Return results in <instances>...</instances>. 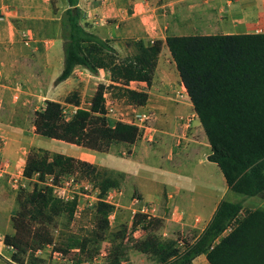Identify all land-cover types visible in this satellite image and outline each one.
I'll return each instance as SVG.
<instances>
[{
	"label": "trees",
	"instance_id": "obj_1",
	"mask_svg": "<svg viewBox=\"0 0 264 264\" xmlns=\"http://www.w3.org/2000/svg\"><path fill=\"white\" fill-rule=\"evenodd\" d=\"M65 1L67 9L60 20L63 70L55 84L67 80L78 67L91 74L108 71L111 84L98 85L89 108L80 107L77 92L67 96L65 103L78 107L70 120L63 104L47 100L36 113L35 134L98 154L107 153L116 144L133 146L139 140L138 128L108 123L104 93L112 91L130 104L145 105L148 93L129 85L153 84L162 42L130 41L135 54L120 58L109 40L82 25L79 0ZM166 44L211 147L207 160L220 169L229 191L264 200V34L169 35ZM47 175H53L56 182L66 176L94 180L99 190L91 237L72 236L54 244V251L64 257L79 251L76 262L80 264V254L90 243L106 239L115 206L105 197L120 182L86 161L32 149L23 176L37 182L31 190L18 191V210L11 216L14 234L4 238L5 246L13 252L11 263L48 264L35 256L36 251L52 242V231L60 218L70 224L74 217L76 202L57 198L53 188L44 185ZM242 211L241 202L221 200L202 233L191 239L162 238L149 229L150 222L145 237L135 241L131 249L148 256L154 264H192L201 254H206L209 264H264V211L256 209L244 215ZM142 219L136 215L133 226ZM125 233L114 234L107 264L128 262Z\"/></svg>",
	"mask_w": 264,
	"mask_h": 264
},
{
	"label": "crops",
	"instance_id": "obj_2",
	"mask_svg": "<svg viewBox=\"0 0 264 264\" xmlns=\"http://www.w3.org/2000/svg\"><path fill=\"white\" fill-rule=\"evenodd\" d=\"M4 5H11L12 10L0 15V157L9 164L7 174L0 178V237L3 238L0 256L8 253L4 260L11 263L13 252L5 246L4 238L14 234L12 215L7 202L1 199L5 198L7 185L17 190L10 178L23 174L28 154L39 141L40 136L35 134L36 113L45 107L47 100L59 102L71 111L78 108L65 103L73 92L78 93L80 107L89 108L98 85H109L111 80L108 71L91 74L78 67L67 80L55 84L63 70L60 20L67 9L65 0H0V7ZM78 6L84 16L82 25L101 39L109 40L120 58L135 54L133 46L128 44L130 41L162 42L153 84L148 87L144 82H131L129 85L132 89L140 86L136 90L148 93L147 103L137 109L150 115L157 132L156 147L149 149L151 145L138 140L128 148L131 154H136L138 145L144 144L147 147L142 145L140 151L146 157L156 158L160 170L172 166L179 172L175 175L164 170L173 177L159 179L152 185L142 183L143 177L135 171L126 174L134 181L143 202L166 204L168 215L163 218L167 222L181 228H196L195 222L201 218L205 222L199 234L202 233L223 194L217 195L206 183L204 187L195 185L187 177L186 184L179 181L184 172L190 171L191 159H198L200 165L209 162L211 147L166 37L264 34V0H109L108 3L79 0ZM20 29L28 30L25 32L30 39L28 43L22 41ZM73 114L68 117L71 119ZM108 123L115 124L113 120ZM76 147L81 149L76 152L78 156L86 157L98 169L102 165L101 156L108 157L112 148L98 154ZM135 189L130 183L120 184L107 193L115 195V210L119 202L126 203V194ZM191 214L199 217L194 220ZM192 264H209L206 254L196 257Z\"/></svg>",
	"mask_w": 264,
	"mask_h": 264
},
{
	"label": "rangeland",
	"instance_id": "obj_3",
	"mask_svg": "<svg viewBox=\"0 0 264 264\" xmlns=\"http://www.w3.org/2000/svg\"><path fill=\"white\" fill-rule=\"evenodd\" d=\"M20 31H21L22 41L24 42V39L29 37L27 36V34H25V32L28 30L20 29ZM188 32L191 33L193 31H188ZM39 34L38 35L36 34V36L39 37L40 36ZM133 87L139 90L141 89L140 86L137 87L133 86ZM115 97L118 99H122L117 95H115ZM85 99H86L85 101H87V98ZM122 100H121L122 103L121 106L124 109L125 103H123ZM65 110H66V116L73 114V110L71 111L70 108L65 107ZM156 140H157V132L155 135V142ZM142 145L147 147L146 145L140 143L136 150V154H131L132 151L129 150V148L126 146L120 144L113 145L108 157L105 158V156L103 155L101 156L103 160H102V165L99 166L100 172L104 176H110L114 178L115 180L119 181L120 184L126 185L130 183L132 184V187H134V189H135V183L131 179V177H129L126 174L127 172L131 173L135 171V173L141 174V176L143 177L142 183H145L146 185H152L153 182H156L159 179L163 180L168 177L169 178L173 177L172 175L166 174L164 170H169L171 173L175 175L179 172L178 168H173L172 166H167L165 169L160 170L156 158L146 157L144 153L140 151ZM155 147L156 144L154 143L153 145H151V147H149V149L154 150ZM34 149L40 151H46L49 153V155H52L54 153L70 155L75 157L76 159L87 162L86 157L80 158V156H78V154L76 153L79 150L81 151L80 148H77L72 144L62 141H56L48 138L39 137V141L34 147ZM125 152L126 154H124ZM188 167L190 171L184 172L183 175L181 176L182 177L181 180L179 181H182L183 183L186 184L187 180L185 179V177H187L190 180H192V182L195 185L201 187H204V184L206 183L207 187L208 188L210 187L212 190H214L217 193V195L223 194L222 200H228L231 202H241L243 205L242 215H244L248 211H252L256 209H260L264 211L263 199L259 197H245L241 194H237L227 190V185L223 178V175L220 169L214 163L206 162L203 165H200L198 159H191L190 165ZM68 177H73V176L57 178L58 185L60 186L62 182L65 181ZM74 177L78 183L89 182V184H87L88 189L85 190L83 187H79L78 191L80 194H76L74 201L76 202V205L80 204V211H78L77 215L74 213V217L71 223L67 224L64 218H60L57 221L55 228H53L52 242L49 243L46 247L36 251L35 256L39 259H43L48 264H77L76 258H77V253L79 251H72L70 254L66 256V259L64 261H60L54 256V253L56 252L53 249L54 244L59 245L60 243L65 242L67 239H69L72 236H78L86 239L91 237V233L93 231L99 190L94 180H89V179L82 180V179H78L77 176ZM36 182H37L36 178L33 180H27L26 178H24L22 181L19 182V184L22 183L23 185H25L27 190H31L33 189ZM6 189L7 192L4 195L5 198L1 200L2 201L5 200V202H7L6 206L8 207L10 214L14 215L18 210V204L16 201L17 193L22 188L19 186L17 190H12L11 186L7 185ZM14 193H16L15 197L13 196ZM67 194L68 193L62 191L60 195L65 197V195ZM83 194L85 196H83ZM126 197H127L126 203L124 204L122 202H119V206L117 210H115L114 216L111 217V219H109L110 228L106 235V239L100 243H96V244L90 243L89 248H86L85 250L86 252L82 255L80 254L82 259V262L80 264H107L106 259L104 258L103 255L106 252H109L114 234L121 230H126L125 243L130 249L129 260L125 264H154V262H152L148 258V256L138 253L133 249H131V245L135 241L145 237V236L140 237V235L137 236L132 235L133 216L136 213H138L141 208H143L145 205H148L149 203L142 201V195L136 189L130 190L128 195L126 194ZM149 205H151L153 208L156 209V212L154 213V218L151 220V226L149 229L155 232L156 234L160 235L162 238H170L177 240L183 237V238L191 239L192 237L197 236L200 232V229L205 225L204 220L199 218V220L195 222L196 228H191L187 226L181 228L175 224L167 222L163 218L166 217L165 215H168L169 209H167L166 204L164 205L162 204L160 206L155 204H149ZM191 217L195 220L199 216H197L196 214H191ZM128 231L130 233L129 235L127 234ZM164 233H166L167 235H164ZM4 256L9 257V254L4 253L2 257L0 256V264H14V263L6 262V260H4L5 258ZM95 260H98V262L94 263ZM9 261L11 262V257Z\"/></svg>",
	"mask_w": 264,
	"mask_h": 264
},
{
	"label": "built area",
	"instance_id": "obj_4",
	"mask_svg": "<svg viewBox=\"0 0 264 264\" xmlns=\"http://www.w3.org/2000/svg\"><path fill=\"white\" fill-rule=\"evenodd\" d=\"M103 3H108L109 0H101ZM12 10L11 5H4L0 7V15L4 13H9ZM27 37V36H26ZM29 38L24 39L25 43L29 42ZM152 41L151 43H153ZM46 44H49L48 42H45ZM130 88V87H129ZM132 89V88H130ZM136 90V89H133ZM138 91V90H137ZM15 99H18V96H15ZM122 99H118L115 97V95L112 93V91H106L104 93V112H105V118L108 120H113L115 123H123L127 125H132L138 128L139 130V140L143 141L147 145H153L155 143V135H156V129L151 125V118L150 115L143 112H138V106L134 104L128 103L125 99L122 100L123 103H125V108H122ZM1 104V103H0ZM64 106V105H63ZM78 108H75L73 110V113L76 112ZM64 114L67 120L70 118L68 115L66 116V110L64 106ZM126 154V152L124 153ZM9 168V164L7 161H3L0 157V178L4 177L7 174V170ZM24 179L23 175L20 176H11L10 181L11 183L18 188L19 186L27 190L25 185L22 183L19 184L20 181ZM87 184L89 182H81L78 183L75 179V177H68L65 181L62 182V184L59 186L58 183L55 181V178L53 175H47L44 179V185L48 187L53 188V193L57 198H60L64 200L65 202H73L75 200L76 194H79L76 190L79 189V187H83L85 190L88 189ZM75 188V190H74ZM68 193L67 195L61 196V192ZM115 193H119L116 191ZM58 194V195H57ZM106 201L112 205L115 206V195L107 194L105 197ZM75 214H78V211H80V204H77L75 207ZM116 208V206H115ZM156 212V209L153 208L151 205H145L143 208L140 209L138 213H136L133 216V219L136 215L140 214L143 216L142 221L138 222V224L133 226V232L132 235H140L145 236L147 234V227L151 220L154 218V213ZM114 216V212L109 216V219ZM232 228H229L226 233L231 231ZM130 234L129 231L127 233ZM1 240H3L2 237H0ZM109 252H106L103 256L106 259ZM54 256L60 260L64 261L66 257H64L62 254L55 252ZM95 262H98V260H95Z\"/></svg>",
	"mask_w": 264,
	"mask_h": 264
}]
</instances>
